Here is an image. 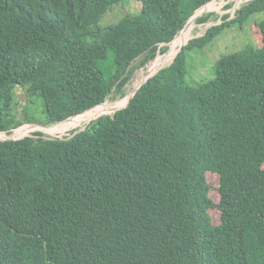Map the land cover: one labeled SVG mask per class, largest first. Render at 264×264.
Listing matches in <instances>:
<instances>
[{
  "label": "trees",
  "instance_id": "16d2710c",
  "mask_svg": "<svg viewBox=\"0 0 264 264\" xmlns=\"http://www.w3.org/2000/svg\"><path fill=\"white\" fill-rule=\"evenodd\" d=\"M125 1L0 0V130L124 96L210 0H142L101 26ZM261 12L264 0H250L223 15L126 107L70 136L0 140V264H264V17L257 44L221 55L214 77L186 80L188 51ZM206 171L219 175L218 203Z\"/></svg>",
  "mask_w": 264,
  "mask_h": 264
},
{
  "label": "rangeland",
  "instance_id": "374dc122",
  "mask_svg": "<svg viewBox=\"0 0 264 264\" xmlns=\"http://www.w3.org/2000/svg\"><path fill=\"white\" fill-rule=\"evenodd\" d=\"M250 0H216L215 5L212 6L210 9H206L201 7L189 20L193 21L194 29L193 31L187 36L185 41L182 45L178 44L175 46V54H177L180 46L185 45L189 39L200 36L205 33L208 27L211 25L217 24L222 22V16L225 14H228V19L234 17L235 12L237 9H239L242 5L246 4ZM141 2L142 0H130L125 2H120L117 4H113L109 10H107L105 13H103L101 19H100V25L106 26L112 23L117 22L123 15L127 13H133L141 8ZM208 12H212L213 15L209 18L208 21L203 23H196L195 19L200 14H205ZM264 17V12L257 13L253 15L244 25L242 28H239V25L235 24L230 27L225 28L219 35H217L213 40H211L209 43H207L205 46H203L200 49H192L186 53V64H187V73H186V80L188 84L190 85H196L197 83L208 80L212 77H214V64L219 59V57L223 54H228L235 52L239 50L240 48L248 45V44H257L256 38L260 39V31L258 29V26L255 25L254 19H260ZM180 33V32H179ZM178 33V34H179ZM171 44V43H170ZM171 50L170 45H168V49L165 52L159 53L160 56H163L164 58L155 57L152 61L156 60V63H152L151 66H156L159 63L165 61L168 57V52ZM157 54V55H159ZM169 56H173L169 53ZM173 56V58H174ZM151 61L147 62L143 67H140L136 69L130 78V80L125 85V95L124 96H118L108 98L104 103L110 106V109L107 111L102 112V114L106 113H113V110L118 108L117 103L122 101L123 99L127 98L135 87H137V82L142 78V75L145 74L147 70V65L150 64ZM169 63V62H168ZM138 79H137V78ZM136 78V79H135ZM134 81L136 83H134ZM134 83V84H133ZM134 85V86H133ZM131 86V87H130ZM130 93V94H129ZM19 100L24 103L26 100V95L24 92H21L19 95ZM40 101L35 104L31 105L30 111L33 114H39L40 109L42 106H40ZM124 106L121 105L119 107ZM111 107L113 109H111ZM77 117H74L70 119L73 121L71 125H68V127L72 126L71 128H67L68 131L82 129L85 126V123L79 119L76 120ZM94 120V119H92ZM90 120L87 125L92 121ZM81 121V122H80ZM69 122V120L65 121L61 125H57L56 128L63 127L65 128V124ZM86 125V126H87ZM53 127V126H50ZM45 128L49 127H42V133L46 137H54V136H66L62 135L61 132L57 131L53 134H50L45 130ZM21 133H24L21 131ZM68 134V133H67ZM264 167V163H263ZM206 179L208 183L210 184L209 189V197L214 201V203H218L220 200V193L218 190L219 186V175L216 172L212 171H206ZM208 213L210 215L211 221L214 224L220 223V210L217 207L210 208L208 210Z\"/></svg>",
  "mask_w": 264,
  "mask_h": 264
},
{
  "label": "bare ground",
  "instance_id": "6f19581e",
  "mask_svg": "<svg viewBox=\"0 0 264 264\" xmlns=\"http://www.w3.org/2000/svg\"><path fill=\"white\" fill-rule=\"evenodd\" d=\"M216 1V0H215ZM215 1H211L209 4H207L206 5V9H210L212 6H214L215 5ZM193 29H194V25H193V21L192 20H190L188 23H187V25L184 27V29L175 37V39H174V41H172L171 42V44H170V48H171V50L168 52V54H164V56L165 55H168V57L171 59V57L172 56H169V53L170 54H172V55H174L176 52H175V46L176 45H178V44H180V45H182L183 44V42L185 41V39L187 38V36L193 31ZM160 58H164L163 56H161V57H159L158 59H160ZM153 63H156V60L153 62ZM159 67V66H158ZM158 67H156V68H158ZM155 69V68H154ZM153 69V70H154ZM153 70H151L149 73H151ZM148 73V74H149ZM147 74V75H148ZM144 77V76H143ZM142 77V80H144L145 79V77L143 78ZM137 78V77H136ZM135 78V79H136ZM138 79V78H137ZM141 80V81H142ZM139 81V80H138ZM134 83H136L135 81H134ZM133 83V84H134ZM137 85H138V82H137ZM134 86V85H133ZM131 87V86H130ZM130 94V93H129ZM127 101H128V97L127 98H125V99H123L122 101H120V102H118L117 103V106L119 107V106H121V105H125L126 103H127ZM103 108H105V107H103ZM106 109H109V107H106ZM111 109H113L112 107H111ZM99 110V109H98ZM79 119H82V116H77V118H76V120L78 121ZM65 122V121H64ZM64 122H61V123H59L58 125H61V124H63ZM73 121H71V120H69V122H67L66 124H65V128H63V127H59V128H56V126L57 125H55V126H53V127H49V128H45V130L47 131V132H49V133H54V132H57V131H64V130H66L67 128H71L72 126H70V127H68V125H71V123H72ZM35 128V126H32V125H26V126H24V127H22L20 130H19V135H23V134H25V133H27V132H29V131H31V130H33ZM21 131H23L24 133H21Z\"/></svg>",
  "mask_w": 264,
  "mask_h": 264
},
{
  "label": "clouds",
  "instance_id": "9594fccd",
  "mask_svg": "<svg viewBox=\"0 0 264 264\" xmlns=\"http://www.w3.org/2000/svg\"><path fill=\"white\" fill-rule=\"evenodd\" d=\"M211 1H215V0H210V1H208L207 2V4H209ZM206 4V5H207ZM192 17V16H191ZM187 23V22H186ZM185 26V25H184ZM184 28V27H183ZM182 28V29H183ZM181 29V30H182ZM180 30V31H181ZM179 31V32H180ZM178 32V33H179ZM177 33V34H178ZM176 34V35H177ZM174 40V39H173ZM172 40V41H173ZM171 41V42H172ZM170 43V42H169ZM169 43L167 44V45H169ZM181 47V46H180ZM180 49V48H179ZM178 52H179V50H178ZM177 52V53H178ZM160 52H158L157 54H159ZM157 56V55H156ZM174 56V55H173ZM173 56L171 57V59H169L167 62H165L163 65H161V66H159L158 68H155L151 73H149L148 75H146V73H147V71L149 70V68H150V66L152 65V63L155 61H152L151 60V62H150V64L149 65H147V70H146V72H145V74H143L142 75V77L144 76V75H146V77H145V79L144 80H142V78L139 80V82H138V85H137V87L140 85V84H142V83H144L150 76H152L153 74H155L159 69H161L162 67H164V66H167L170 62H172V60L174 59L173 58ZM176 56V55H175ZM174 56V57H175ZM156 59V58H155ZM169 62V63H168ZM142 80V81H141ZM137 87H135V88H137ZM134 88V89H135ZM140 88V87H139ZM134 91V90H133ZM133 91H132V93H133ZM132 93L130 94V95H132ZM129 95V96H130ZM129 96H128V98H129ZM134 96V95H133ZM126 105V104H125ZM124 105V106H125ZM128 105V104H127ZM98 106H102V109H103V111L102 112H104V111H107V110H109L110 109V106H108L107 104H105L104 102L103 103H101V104H99V105H97V106H95V107H98ZM124 106H122V107H118V108H116V109H114L113 110V113L115 112V111H117L118 109H121V108H123ZM95 107H92V108H90V109H88V110H86L85 112H83V113H81V114H78V115H75V116H72V117H69V118H67V119H65L64 121H67V120H70V119H72V118H74V117H77V116H82V119H81V121H83L84 123H85V126H84V128L86 127V125H87V123L90 121V120H92V119H96L98 116H100V114L102 113H100L98 116H96L95 118H92V119H90V120H84L85 119V113H87L89 110H91V109H93V108H95ZM103 107H105V108H103ZM106 107H109V109H106ZM126 107V106H125ZM113 113H109V114H113ZM106 114H108V113H106ZM64 121H61V122H64ZM80 121V122H81ZM93 121V120H92ZM61 122H58V123H55V124H52V125H44L45 127H50V126H55V125H58L59 123H61ZM22 124H32V125H34L35 127H39L40 129L39 130H35L34 132H33V135L32 136H30V137H35L36 136V133L37 132H41L42 133V127L43 126H40V125H37V124H39V123H22ZM21 125V124H20ZM19 126V125H18ZM83 129V128H82ZM78 130H80V129H77V130H74V132L75 131H78ZM59 132H61L62 133V135L64 134V135H66V137L67 136H70L71 135V131H68V129H66V130H64V131H59ZM68 133V134H67ZM50 134H53V133H50ZM55 134V133H54ZM26 137H28V136H26ZM46 137V136H45ZM54 137H60V138H63L64 136H54ZM25 138V137H24ZM22 139V138H21ZM7 140H11V139H7ZM17 140H19V139H17Z\"/></svg>",
  "mask_w": 264,
  "mask_h": 264
},
{
  "label": "built area",
  "instance_id": "2783aa9c",
  "mask_svg": "<svg viewBox=\"0 0 264 264\" xmlns=\"http://www.w3.org/2000/svg\"><path fill=\"white\" fill-rule=\"evenodd\" d=\"M171 43V42H170ZM169 43V45H170ZM159 55H157V57H159ZM156 57V58H157ZM99 109V110H98ZM103 111L102 109V106H98V107H95L91 110H89L87 113H85V119L84 120H90L92 118H95L96 116H98L101 112ZM26 125H32V124H21L19 126H16V127H13L11 129H8V130H0V140H7V139H11V140H17V139H21V138H24L26 136H32L33 135V132L35 130H39L40 128L39 127H35L33 130L23 134V135H19V130L26 126ZM34 126V125H32Z\"/></svg>",
  "mask_w": 264,
  "mask_h": 264
},
{
  "label": "water",
  "instance_id": "95a60500",
  "mask_svg": "<svg viewBox=\"0 0 264 264\" xmlns=\"http://www.w3.org/2000/svg\"><path fill=\"white\" fill-rule=\"evenodd\" d=\"M206 4H207V3H205V4L202 5L201 7L206 8ZM201 7H200V8H201ZM200 8H199V9H200ZM199 9H197V11H198ZM197 11H196V12H197ZM196 12H195V13H196ZM195 13H194V14H195ZM200 15H202V14H200ZM200 15H199V16H200ZM197 17H198V16H197ZM187 23H188V21H187ZM187 23L185 24V26L187 25ZM185 26H184V27H185ZM181 49H182V46L180 47L179 51H180ZM142 84H143V83H142ZM142 84H140L137 88L134 89L132 95L129 96L128 101H127V103H126L125 106H127V104L131 101L133 95L137 92V90L139 89V87H140ZM125 106H124V107H125ZM37 125H40V126L45 127V126L42 125V124H37Z\"/></svg>",
  "mask_w": 264,
  "mask_h": 264
}]
</instances>
